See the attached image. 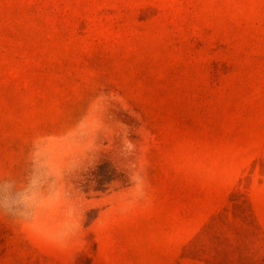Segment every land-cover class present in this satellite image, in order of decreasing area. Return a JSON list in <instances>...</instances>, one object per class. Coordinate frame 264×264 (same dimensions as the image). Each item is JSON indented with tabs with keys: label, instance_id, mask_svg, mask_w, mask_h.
I'll return each instance as SVG.
<instances>
[{
	"label": "rangeland",
	"instance_id": "1",
	"mask_svg": "<svg viewBox=\"0 0 264 264\" xmlns=\"http://www.w3.org/2000/svg\"><path fill=\"white\" fill-rule=\"evenodd\" d=\"M0 264H264V0H0Z\"/></svg>",
	"mask_w": 264,
	"mask_h": 264
},
{
	"label": "clouds",
	"instance_id": "2",
	"mask_svg": "<svg viewBox=\"0 0 264 264\" xmlns=\"http://www.w3.org/2000/svg\"><path fill=\"white\" fill-rule=\"evenodd\" d=\"M31 181L24 187H17L15 181L0 183V212L9 215H21L22 209L30 203L29 188Z\"/></svg>",
	"mask_w": 264,
	"mask_h": 264
}]
</instances>
